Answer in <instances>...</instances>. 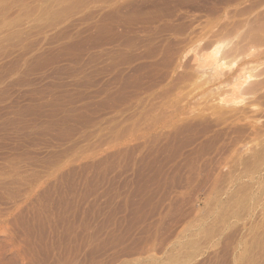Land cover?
<instances>
[{"label": "rangeland", "instance_id": "rangeland-1", "mask_svg": "<svg viewBox=\"0 0 264 264\" xmlns=\"http://www.w3.org/2000/svg\"><path fill=\"white\" fill-rule=\"evenodd\" d=\"M0 264H264V0H0Z\"/></svg>", "mask_w": 264, "mask_h": 264}]
</instances>
